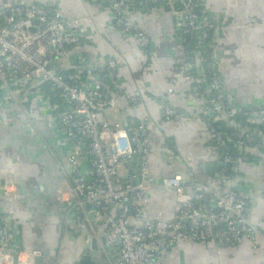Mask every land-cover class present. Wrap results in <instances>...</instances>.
<instances>
[{"label": "crops", "instance_id": "obj_1", "mask_svg": "<svg viewBox=\"0 0 264 264\" xmlns=\"http://www.w3.org/2000/svg\"><path fill=\"white\" fill-rule=\"evenodd\" d=\"M20 2L58 9L74 21L83 37L73 50L78 59L100 68L111 58L124 62L111 73L106 87L126 100L137 96L145 103L141 112L150 123L152 218L169 221L177 214L182 197L161 184L164 178L177 174L188 186L198 182L222 191L235 190L249 198L247 215L260 230L254 242L225 246L218 252L212 243L178 241L169 247L165 264H264V146L259 145L264 131L252 128L255 144L233 147L234 162L223 170L221 150L202 116L195 77L181 73L186 53L178 42L171 9L152 4L127 13L136 30L150 39L148 52L136 33L123 34L115 26L108 0H0V5ZM202 3L220 25L213 44L232 101L242 109L263 106L264 0ZM72 60L53 62L52 68L66 73L82 71ZM41 86L34 91L27 89L11 108L0 109V229L7 226L14 234L10 251L0 248V264H35L30 255L34 250L43 252L44 264H77L84 254L91 255L97 264H112L117 249L107 250L103 241L107 224L84 214L78 220L59 192L72 146L60 132L56 111L40 93ZM166 106L176 111L175 116L167 117Z\"/></svg>", "mask_w": 264, "mask_h": 264}, {"label": "built area", "instance_id": "obj_2", "mask_svg": "<svg viewBox=\"0 0 264 264\" xmlns=\"http://www.w3.org/2000/svg\"><path fill=\"white\" fill-rule=\"evenodd\" d=\"M108 1L115 26L123 34L136 33L148 52L150 39L136 30L127 13L151 4L171 9L178 42L186 53L181 73L201 75L195 78L196 94L216 147L228 150L222 160L227 171L234 162L230 148L255 144L252 128H264V105L255 110L242 109L232 101L213 46L220 25L207 14L202 0ZM82 42L74 21L58 9L25 2L0 5V109L11 108L27 89L51 85L50 91L59 102H52L50 93L42 87L40 93L52 104L58 128L72 146L59 192L78 220L84 214L107 224L102 238L108 247L117 249L112 264H165L169 247L178 241L212 243L218 252L225 246L254 242L260 230L247 215L249 198L235 190L222 191L198 182L188 186L181 174L166 177L161 183L182 197L174 219L151 217L154 184L149 181V117L141 112L145 103L137 96L126 100L107 88L111 73L124 62L111 58L105 68H100L78 59L73 50ZM68 57L83 70L65 74L52 68L53 62ZM175 114L166 106L168 118ZM240 115L244 125L236 120ZM223 120L235 130L225 133L217 127ZM260 144L264 146V140ZM13 241V232L2 226L0 248L10 251ZM42 254L40 250L30 253L32 258Z\"/></svg>", "mask_w": 264, "mask_h": 264}, {"label": "trees", "instance_id": "obj_3", "mask_svg": "<svg viewBox=\"0 0 264 264\" xmlns=\"http://www.w3.org/2000/svg\"><path fill=\"white\" fill-rule=\"evenodd\" d=\"M207 14H208V12H207ZM213 46H214V44H213ZM63 73L67 74L66 72H63ZM193 76L195 78H200L201 77V75H199L198 72L195 73V74H193ZM194 86H196V85H194ZM41 87L44 88V89H46L48 91V93H50L52 102H54V103L59 102L58 98L55 96V93H53L52 91H50L51 85L49 83H44ZM32 90L34 91L35 89H32ZM236 120H237L238 123L240 122L241 125H244L242 116H238L236 118ZM217 127H219L220 129H222V131H224L225 133H231V132H233L235 130L234 127L228 126L227 125V122L220 123V124L217 125ZM260 129H262L264 131V128H260ZM230 150H231L230 152H232V155H233V150L234 149L230 148ZM226 152H228V150L227 151L221 150L222 158H223V156L225 155ZM222 169H223V167L220 169V171H222Z\"/></svg>", "mask_w": 264, "mask_h": 264}, {"label": "water", "instance_id": "obj_4", "mask_svg": "<svg viewBox=\"0 0 264 264\" xmlns=\"http://www.w3.org/2000/svg\"><path fill=\"white\" fill-rule=\"evenodd\" d=\"M188 3V2H187ZM222 164V163H221ZM104 241V239H103ZM95 239L92 240V249H95L94 245H95ZM14 261L17 263L18 262V255H15L14 257ZM35 264H44V257L43 256H38L35 257ZM77 264H97V261L91 256V255H87L84 254L78 261Z\"/></svg>", "mask_w": 264, "mask_h": 264}, {"label": "rangeland", "instance_id": "obj_5", "mask_svg": "<svg viewBox=\"0 0 264 264\" xmlns=\"http://www.w3.org/2000/svg\"><path fill=\"white\" fill-rule=\"evenodd\" d=\"M106 248H107V250H109V251L112 249V248H110V247H106Z\"/></svg>", "mask_w": 264, "mask_h": 264}]
</instances>
